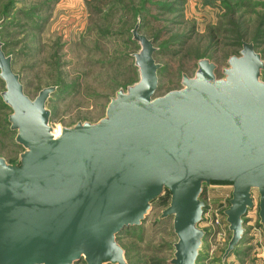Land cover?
I'll return each instance as SVG.
<instances>
[{
  "label": "water",
  "instance_id": "obj_1",
  "mask_svg": "<svg viewBox=\"0 0 264 264\" xmlns=\"http://www.w3.org/2000/svg\"><path fill=\"white\" fill-rule=\"evenodd\" d=\"M131 34L138 81L116 92L98 122L59 131L47 107L58 87L30 99L0 38V97L23 148L16 165L0 157V264H127L117 236L145 223L168 193L158 222H173L169 264L198 263L206 189L232 190L223 263L242 244L255 194L264 230L263 56L243 43L221 78L204 59L179 91L156 97L158 50L140 22Z\"/></svg>",
  "mask_w": 264,
  "mask_h": 264
},
{
  "label": "rangeland",
  "instance_id": "obj_2",
  "mask_svg": "<svg viewBox=\"0 0 264 264\" xmlns=\"http://www.w3.org/2000/svg\"><path fill=\"white\" fill-rule=\"evenodd\" d=\"M11 4L1 33L6 54L13 56L14 72L30 99L44 88L63 86L47 105L57 131L98 122L116 92L138 81L131 56L139 47L131 32L139 19L141 33L156 41L155 60L162 66L156 97L179 91L182 76L192 78L202 59L215 63L221 78L228 59L241 50L239 38L257 41L264 57V0H0V21ZM10 115L0 104V157L16 165L23 148L10 130ZM228 189L204 190L201 200L208 213L220 208ZM254 197V210L244 219V244L223 263L227 240L216 243L208 235L197 264H264L259 196ZM169 203V197H162L142 226L120 234L128 264H169L173 259L177 240L172 220L156 222ZM200 228L210 229L206 222Z\"/></svg>",
  "mask_w": 264,
  "mask_h": 264
},
{
  "label": "built area",
  "instance_id": "obj_3",
  "mask_svg": "<svg viewBox=\"0 0 264 264\" xmlns=\"http://www.w3.org/2000/svg\"><path fill=\"white\" fill-rule=\"evenodd\" d=\"M228 188V187H226ZM213 189V188H209ZM217 189V188H215ZM214 189V190H215ZM227 190V189H226ZM228 198L225 200V202H221L220 208L218 209H211L210 212L208 213V209L206 210L205 215L203 216V223L206 222V224H209L210 229L207 230L209 236L215 237L217 239L216 243L223 242L225 244L226 240L228 241V236H229V229H228V224L226 223V219L224 217V212L228 209L229 207V200L231 198V188L228 189ZM205 202V201H204ZM207 205V202H205ZM211 217V219L208 221L206 219L207 217ZM220 218L223 220V222L220 223Z\"/></svg>",
  "mask_w": 264,
  "mask_h": 264
},
{
  "label": "trees",
  "instance_id": "obj_4",
  "mask_svg": "<svg viewBox=\"0 0 264 264\" xmlns=\"http://www.w3.org/2000/svg\"><path fill=\"white\" fill-rule=\"evenodd\" d=\"M12 4L11 5H9V7H7V9H5V12H4V15L2 16V19H1V21H0V23H1V25H0V38H1V41H2V43H3V40H2V37H1V33H2V26H4V24L6 23L5 21L6 20H8L9 19V17H10V14H11V11H12ZM140 22V33H141V29H142V25H141V21H140V19L138 20V22H137V24ZM136 24V25H137ZM135 28V27H134ZM141 35H143L142 33H141ZM148 38V37H147ZM149 39V38H148ZM245 38H239V45H240V49L242 50V45H243V43H250V42H245V41H243ZM150 40H152V39H150ZM154 41V47L156 48V46H155V43H156V41L155 40H153ZM252 44H254V46H255V49L257 50V51H259V45H258V42L257 41H254V42H252ZM3 45H4V47H3V50H4V52H5V54H6V47H5V44L3 43ZM157 49V48H156ZM158 50V49H157ZM241 50H240V52H241ZM239 52V53H240ZM157 53H158V51H157ZM156 53V54H157ZM239 53L237 54V55H235V56H239ZM156 54L154 55V58H155V56H156ZM7 55V54H6ZM262 55V54H261ZM7 56H10V55H7ZM235 56H232V57H235ZM263 56V55H262ZM13 57V56H12ZM232 57H230V58H232ZM229 58V59H230ZM264 58V57H263ZM228 59V60H229ZM202 60H204V59H202ZM207 60H210V59H207ZM156 61V60H155ZM201 61V60H200ZM211 61V60H210ZM212 62V61H211ZM228 62V61H227ZM13 63H14V58H13ZM160 65V64H159ZM227 67V66H226ZM161 68H162V66H161ZM161 70V69H160ZM159 73V72H158ZM185 75V74H184ZM264 76V75H263ZM183 77V76H182ZM132 84H134V83H132ZM131 84V85H132ZM60 86V85H59ZM130 86V85H129ZM51 87V86H50ZM52 87H58V86H52ZM128 87V86H127ZM126 87V88H127ZM125 88V89H126ZM58 89H59V91L58 92H61L62 90H63V86H60V87H58ZM123 89V88H122ZM1 98V97H0ZM0 104L3 106V107H5V108H8L7 106H5L4 105V103L2 102V99H0ZM10 164V163H9ZM165 196H167V197H169V199H170V194L168 193V194H166ZM164 196V197H165ZM155 203V202H154ZM167 209V208H166ZM208 209V206L205 204V211ZM163 212V211H162ZM162 214V213H161ZM161 217V215L159 216V218ZM159 218L157 219V224H159V223H162V222H165V221H167V220H170L171 218H169V219H166V220H163V221H161V222H158V220H159ZM172 220V219H171ZM173 223V222H172ZM144 224V223H143ZM143 224H141V226L143 225ZM138 227H140V226H137V227H133V228H138ZM130 229V228H129ZM126 230V229H125ZM205 232H207V230L205 231ZM173 233H174V231H173ZM207 234V237H208V232L206 233ZM119 236L120 235H118L117 236V239H118V243H119V241H120V239H119ZM176 238V237H175ZM230 238H231V234H230V232H229V236H228V241H227V244H226V246H228V243H229V241H230ZM177 240V239H176ZM176 244V243H175ZM244 244V239H243V241H242V244L241 245H243ZM120 245V244H119ZM240 245V246H241ZM239 246V247H240ZM122 247V246H121ZM173 247H174V245H173ZM238 247V248H239ZM227 248V247H226ZM237 248V249H238ZM124 249V248H123ZM174 249V248H173ZM237 249L233 252V254L237 251ZM225 250V249H224ZM124 251H125V257H126V262H127V264H128V254H127V251L124 249ZM200 258V257H199ZM198 261H199V259H198ZM81 262H83L84 263V261H81ZM77 264H79V263H77ZM85 264V263H84Z\"/></svg>",
  "mask_w": 264,
  "mask_h": 264
}]
</instances>
